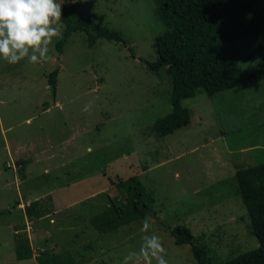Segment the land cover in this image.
Masks as SVG:
<instances>
[{
	"label": "rangeland",
	"instance_id": "374dc122",
	"mask_svg": "<svg viewBox=\"0 0 264 264\" xmlns=\"http://www.w3.org/2000/svg\"><path fill=\"white\" fill-rule=\"evenodd\" d=\"M69 1L79 16L120 30L127 43L99 39L89 47L75 32L60 53L62 35L54 38L47 61L0 60V264H39L43 249L68 250L77 264H120L139 250L145 219L146 231L162 237L169 264H198L191 245L171 236L176 225L188 226L195 244L209 245L212 261L257 246L235 172L264 162V80L185 98L190 122L161 137L153 124L172 110L170 86L145 65L165 29L156 0ZM53 70L55 94L47 79ZM132 175L152 194L154 216L102 234L86 226L107 203L103 194L120 197L117 182ZM35 200L40 217L25 211ZM23 242L32 257L18 259Z\"/></svg>",
	"mask_w": 264,
	"mask_h": 264
},
{
	"label": "trees",
	"instance_id": "16d2710c",
	"mask_svg": "<svg viewBox=\"0 0 264 264\" xmlns=\"http://www.w3.org/2000/svg\"><path fill=\"white\" fill-rule=\"evenodd\" d=\"M75 7L69 0L62 4L61 21L65 27L55 43L58 53L75 32L84 34L89 47L99 39L126 45L120 30L79 16ZM155 12L165 29L154 37L155 59L145 65L151 72H163L167 77L172 103V110L153 124L157 135L166 136L190 122V110L182 104L185 98L201 92L213 96L247 82L264 80V0H156ZM130 50L134 55L133 48ZM253 58L256 66H244L246 60ZM57 74L58 70H53L47 76L53 94ZM235 175V194L247 210L258 245L221 262L212 261L211 247L195 244V235L188 226L172 227L169 232L175 243L190 244L198 264H264V162L239 168ZM116 185L121 196L103 194L107 203L86 224L100 234L145 216L142 207L153 202L152 194L137 175L119 180ZM37 201H31L25 208L30 217H40L35 209ZM85 243L81 248L87 250L91 247L90 240ZM15 250L18 259L32 257L29 243L23 242ZM82 250L77 252L79 258ZM36 260L39 264H77L78 258L68 250L55 254L43 249Z\"/></svg>",
	"mask_w": 264,
	"mask_h": 264
},
{
	"label": "clouds",
	"instance_id": "9594fccd",
	"mask_svg": "<svg viewBox=\"0 0 264 264\" xmlns=\"http://www.w3.org/2000/svg\"><path fill=\"white\" fill-rule=\"evenodd\" d=\"M64 0H0V60L15 64L25 59L38 64L49 59L50 45L62 35V4ZM91 102L82 111H89ZM145 219L141 231L145 232L139 250H129L120 264H169L162 237L148 233Z\"/></svg>",
	"mask_w": 264,
	"mask_h": 264
},
{
	"label": "water",
	"instance_id": "95a60500",
	"mask_svg": "<svg viewBox=\"0 0 264 264\" xmlns=\"http://www.w3.org/2000/svg\"><path fill=\"white\" fill-rule=\"evenodd\" d=\"M142 210L145 214H148V215H151V216H154V212L152 210H150L147 206H143L142 207Z\"/></svg>",
	"mask_w": 264,
	"mask_h": 264
}]
</instances>
